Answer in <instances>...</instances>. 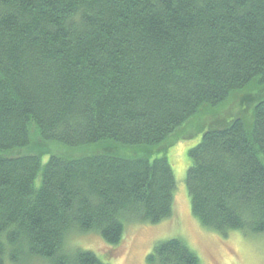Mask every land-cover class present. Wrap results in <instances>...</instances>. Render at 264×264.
<instances>
[{"label": "trees", "instance_id": "obj_1", "mask_svg": "<svg viewBox=\"0 0 264 264\" xmlns=\"http://www.w3.org/2000/svg\"><path fill=\"white\" fill-rule=\"evenodd\" d=\"M200 132L192 214L264 235V0H0V264H107L71 238L171 217L159 152ZM147 263L201 260L172 238Z\"/></svg>", "mask_w": 264, "mask_h": 264}, {"label": "rangeland", "instance_id": "obj_2", "mask_svg": "<svg viewBox=\"0 0 264 264\" xmlns=\"http://www.w3.org/2000/svg\"><path fill=\"white\" fill-rule=\"evenodd\" d=\"M238 102L239 98L231 100L216 112L214 118H226L237 114L241 109ZM200 124L201 121L193 122L187 131L194 133ZM201 136L202 132L193 139L184 137L167 152H159L169 159L176 178L171 217L155 224L148 222L129 224L122 243L116 248L107 244L96 233H77L71 238L70 245L94 252L107 264H148L147 256L153 251L156 243L179 238L197 253L201 264H264V235L251 236L241 231H232L225 236L205 227L192 214L186 181L190 166L188 151L200 141Z\"/></svg>", "mask_w": 264, "mask_h": 264}]
</instances>
